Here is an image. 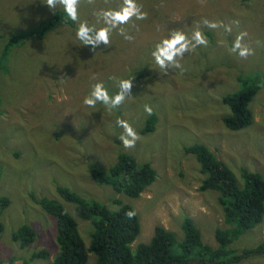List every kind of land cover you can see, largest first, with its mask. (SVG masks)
<instances>
[{"label": "rangeland", "instance_id": "obj_1", "mask_svg": "<svg viewBox=\"0 0 264 264\" xmlns=\"http://www.w3.org/2000/svg\"><path fill=\"white\" fill-rule=\"evenodd\" d=\"M46 0H0V53L10 35L32 33L55 12ZM122 0H81L79 20L97 28L94 11L118 8ZM147 19L133 18L123 26L132 35L125 40L114 31L110 44L94 51L75 38L78 23H60L41 40L36 36L11 47L0 62V197L9 200L0 212V264H45L57 251L55 219L47 215L30 195L56 199L76 219L84 243L92 225L76 217L74 206L57 194L61 186L87 201H96L117 211L119 199L136 212L140 233L135 249L153 236L154 228L171 231L177 242L183 238L182 223L190 219L204 244L216 248L214 231L225 228L218 194L199 190L203 175L199 163L183 148L199 144L214 154L241 185L240 169L264 178V83L249 107L253 123L230 131L222 123L229 115L224 95L239 90L238 75L264 74V0H136ZM204 19L231 25L205 27ZM239 21L238 25L232 23ZM201 30L208 45L199 46L179 59L181 68L164 71L151 56L155 46L172 31L191 37ZM246 32L242 43L254 50L246 59L231 52L236 37ZM95 77V79L93 78ZM63 79V80H61ZM121 79H133L132 98L109 112L103 105H83L92 85L104 83L109 94L118 91ZM145 105L156 115L155 131L141 135ZM127 121L138 134L135 147L125 149L119 140L123 129L116 120ZM119 153H127L138 164L149 163L156 172L153 184L138 198L117 194L110 186L96 184L90 168L109 169ZM36 232L34 242L19 247L11 233L21 225ZM264 243V218L231 245L237 254ZM46 250L48 260L31 256ZM11 259H14L11 262ZM94 262L89 256L88 264ZM237 264H264V255L253 253Z\"/></svg>", "mask_w": 264, "mask_h": 264}, {"label": "trees", "instance_id": "obj_2", "mask_svg": "<svg viewBox=\"0 0 264 264\" xmlns=\"http://www.w3.org/2000/svg\"><path fill=\"white\" fill-rule=\"evenodd\" d=\"M62 14L54 13L31 34L10 35L0 53V62L7 58L11 47L22 45L25 40L36 36L41 40L57 24L67 23L74 27L72 21ZM2 65H5L4 62ZM236 81L239 90L222 97V103L229 110V115L222 118V123L230 131L243 130L253 123L249 105L264 83V74L261 79L258 75H238ZM156 123V115L152 114L146 119L140 134L154 132ZM183 151L186 155L194 156L199 163L200 173L203 175L199 190L218 194L217 200L226 227L214 231L216 248L204 244L199 230L186 218L181 226L183 238L180 242H177L171 231L156 226L150 241L133 249L132 243L140 233V223L137 214L132 219L126 216L129 211H134L131 206L114 199L112 202L118 210L111 211L104 204L87 201L69 189L57 186L58 196L73 205L76 217L89 221L92 230L88 244L84 243L76 219L65 210L63 204L56 199L36 198L31 194V200L55 219L54 242L57 251L51 261L45 264H88L91 254L94 255V262L91 264H237L253 253L264 255V243L254 249L243 250L240 254L231 249L235 241L263 221L264 178L261 174L241 168L240 185L233 172L206 147L194 144L184 147ZM90 176L96 184L110 186L117 194L136 199L153 184L156 172L149 163L138 164L131 155L119 153L112 167L106 170L92 166ZM8 205L9 200L0 197V212ZM2 229L0 224V234ZM35 238V230L26 224L11 233L12 242L21 248L32 244ZM49 257L48 251L39 250L30 260H48Z\"/></svg>", "mask_w": 264, "mask_h": 264}, {"label": "clouds", "instance_id": "obj_3", "mask_svg": "<svg viewBox=\"0 0 264 264\" xmlns=\"http://www.w3.org/2000/svg\"><path fill=\"white\" fill-rule=\"evenodd\" d=\"M89 5L95 4V0H86ZM108 3V0H105ZM203 3V0H201ZM81 0H46L45 5L50 11L55 12L58 6L63 8L67 18L74 23H78L75 31V38L78 39L84 46H91V50H95L101 44L108 46L110 44V36L116 31L118 35L122 36L127 41H132L134 37L127 33L123 27L129 24L133 18L137 21L147 19V13L142 11V6L136 3V0H122L118 8H107L94 11L93 15L96 18V24L102 25L97 28L89 26L86 21L79 20L78 8ZM203 25L209 29L215 30L217 28H224L227 33H231V25H225L222 21L215 22L204 19ZM237 24L239 21H233ZM246 32L240 33L235 41L232 43L231 52L238 53L241 58L246 59L248 56L254 55V50L242 43ZM208 39L203 32L197 28L191 37L187 36L182 31H172L169 36L162 39L156 44L155 50L152 51L151 56L154 58L155 64L166 73V70L171 68L179 69L181 64L179 59H182L188 52L194 51L199 46H207ZM95 79V77H93ZM63 80V79H61ZM133 79H121L117 84L118 91L110 95L104 83H95L92 85L90 93L84 98L83 105L89 108H95L97 104H101L109 112L118 109L127 98H132L131 91L133 87ZM144 111L148 115H152V108L145 105ZM116 125L123 129V133L119 136V140L125 149L135 147L138 134L132 126L125 120L117 119ZM134 211H129L126 216L132 219L135 216Z\"/></svg>", "mask_w": 264, "mask_h": 264}]
</instances>
